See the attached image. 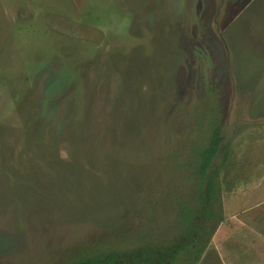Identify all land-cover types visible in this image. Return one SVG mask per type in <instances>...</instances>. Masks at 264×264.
Wrapping results in <instances>:
<instances>
[{"label":"rangeland","instance_id":"1","mask_svg":"<svg viewBox=\"0 0 264 264\" xmlns=\"http://www.w3.org/2000/svg\"><path fill=\"white\" fill-rule=\"evenodd\" d=\"M262 115L264 0H0V264L166 244L218 122L223 218L173 264H264Z\"/></svg>","mask_w":264,"mask_h":264},{"label":"trees","instance_id":"2","mask_svg":"<svg viewBox=\"0 0 264 264\" xmlns=\"http://www.w3.org/2000/svg\"><path fill=\"white\" fill-rule=\"evenodd\" d=\"M223 138L218 122L211 127L205 146L197 148L198 154L189 167V183L186 182L184 193L179 194L176 202L178 214L171 226L173 238L166 244L144 243L129 250L113 249L105 243L97 247L88 245L64 264H173L177 253L195 245L202 236L212 235L223 218L220 206H215L219 198L218 178L228 154ZM211 221H215V226L210 231L208 222ZM177 230H180L178 234ZM143 232H136L140 241L147 235Z\"/></svg>","mask_w":264,"mask_h":264},{"label":"crops","instance_id":"3","mask_svg":"<svg viewBox=\"0 0 264 264\" xmlns=\"http://www.w3.org/2000/svg\"><path fill=\"white\" fill-rule=\"evenodd\" d=\"M262 119L264 120V117H263V115H262ZM262 180H264V176L262 175ZM264 200V199H263ZM262 200V201H263ZM242 212H244V210L242 209L241 211H240V213H242ZM236 213H238V212H236Z\"/></svg>","mask_w":264,"mask_h":264}]
</instances>
